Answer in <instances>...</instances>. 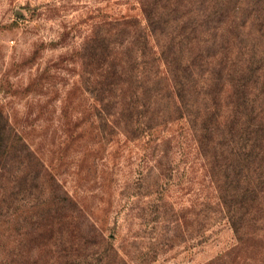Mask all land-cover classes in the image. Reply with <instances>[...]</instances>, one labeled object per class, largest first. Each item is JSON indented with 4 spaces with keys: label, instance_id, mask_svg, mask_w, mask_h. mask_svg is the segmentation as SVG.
<instances>
[{
    "label": "rangeland",
    "instance_id": "1",
    "mask_svg": "<svg viewBox=\"0 0 264 264\" xmlns=\"http://www.w3.org/2000/svg\"><path fill=\"white\" fill-rule=\"evenodd\" d=\"M238 11L240 22L249 10ZM121 17L144 23L136 0H0V129L34 155L21 156V141L7 156L0 147V264H82L100 245L113 264H264V238L237 237L221 218L185 119L125 135L100 116L83 40L99 21ZM255 36L243 44L258 53ZM167 138L156 182L150 168ZM26 165L41 168L43 183L24 194L15 178ZM57 184L76 204L65 235Z\"/></svg>",
    "mask_w": 264,
    "mask_h": 264
},
{
    "label": "trees",
    "instance_id": "2",
    "mask_svg": "<svg viewBox=\"0 0 264 264\" xmlns=\"http://www.w3.org/2000/svg\"><path fill=\"white\" fill-rule=\"evenodd\" d=\"M136 1L144 23L130 17L105 19L83 40L84 76L100 105V116L125 135L185 119L193 144L205 154L204 173L216 193L221 218L237 237L251 233V238H264V3ZM239 9L249 12L237 22ZM252 34L263 42L258 53L243 44ZM4 127L0 147L7 156L12 143L23 141ZM170 143L167 138L158 144L156 163L150 168L156 182ZM23 145L21 156L34 159ZM25 168L20 169L21 180H15L27 194L34 182L43 183V177L40 167ZM61 187L55 186L54 202L62 211L65 235L77 215L71 208L76 204ZM54 219L48 217L52 227L59 226ZM58 238L63 242L61 233ZM103 240L106 250H112ZM100 249L96 258L88 261L86 256L82 264H96L94 259L113 264L105 261L107 253Z\"/></svg>",
    "mask_w": 264,
    "mask_h": 264
}]
</instances>
